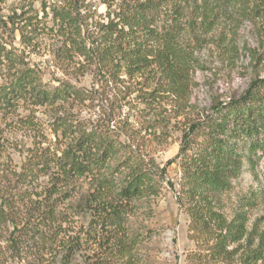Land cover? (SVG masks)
<instances>
[{
    "label": "rangeland",
    "instance_id": "rangeland-1",
    "mask_svg": "<svg viewBox=\"0 0 264 264\" xmlns=\"http://www.w3.org/2000/svg\"><path fill=\"white\" fill-rule=\"evenodd\" d=\"M121 4L122 0H0V45L13 54L12 59L0 56V83L31 68L37 75L35 90H53L67 81L87 94L41 104L33 90L14 107L0 111L4 190L17 200L23 214L50 198L57 205L49 230L60 227L61 236L78 232L90 220V206L101 183L80 177L71 188L49 197L48 176L19 182L17 173L31 153L40 149L59 153L65 147L68 138L61 132L62 123L81 122L88 129L100 123L144 160L152 161L160 180L161 193L134 199L125 222L133 264H244L241 258L264 244V158H253V163L243 160L230 189L210 205V233H225L222 228L227 223L239 224L241 238L229 242L218 258L197 263L189 256L207 253L214 240L188 237L191 218L178 201L179 149L192 121L210 114L217 102L238 97L252 79L264 76V16L260 14L264 0H164L151 13L149 30L137 32L135 39L155 48L169 41L187 55L186 77L171 86L163 82L154 64L130 77L119 72L111 78L74 52L73 30L61 22L60 13L77 8L90 16L91 30V21H106ZM122 157L112 156L104 170L117 185L128 171L119 166ZM10 230V222L0 223V264H61L57 246L40 252L39 244L27 238L13 249ZM96 248V243H88L69 264H84Z\"/></svg>",
    "mask_w": 264,
    "mask_h": 264
},
{
    "label": "trees",
    "instance_id": "trees-1",
    "mask_svg": "<svg viewBox=\"0 0 264 264\" xmlns=\"http://www.w3.org/2000/svg\"><path fill=\"white\" fill-rule=\"evenodd\" d=\"M163 1L122 0L120 9L113 15L108 14L106 21H91V30L90 16L79 13L77 8L70 7L60 13V20L73 30L74 52L96 65L100 73L114 78L122 72L130 77L154 64L158 66L163 82L171 86L186 77L187 55L169 41L155 48L135 39L137 32L149 30L151 13ZM53 13L59 15L56 10ZM260 14L264 16V7ZM21 36L25 37L23 33ZM0 56L13 58L11 51H5L2 45ZM36 77L31 68H25L9 82L0 83V111L14 107L19 99L33 90L41 104L68 96H87L83 89L67 81L53 90H35ZM62 126L61 132L68 138L65 147L59 153H50L48 149L31 153L22 163L17 180L27 182L35 177L48 176L47 196L50 197L62 188H71L80 177H91L101 186L95 203L90 206V220L75 234L61 236L60 227L49 230L56 202L46 198L41 206L33 208L34 211L29 208L26 214L20 213L17 200L4 190L7 180L0 176V223H11L9 243L13 249H18L30 238L39 244L40 252L44 248L51 252V248L57 246L62 252L61 264H69L76 251L93 242L97 248L84 264H133L132 241L126 234L125 222L134 199L155 197L161 193L153 162L144 160L130 145L122 143L114 130L100 123L89 129L81 122L74 125L64 122ZM118 153L123 156L119 166L128 171L117 185L112 175H104V170L109 159ZM179 157L178 201L185 204V211L191 218L188 230L192 233L188 237L197 241L214 240L213 244L207 245V253L192 254L189 260L198 263L208 257L216 259L225 252L227 244L239 240L242 233L239 224L231 223L222 228L225 233H210V205L218 194L230 189L231 180L240 173L243 160L253 163V158H264V76L252 79L238 97L217 102L210 114L192 121L181 139ZM241 261L244 264H264V244L247 252Z\"/></svg>",
    "mask_w": 264,
    "mask_h": 264
}]
</instances>
